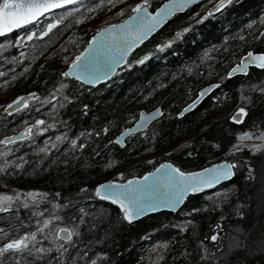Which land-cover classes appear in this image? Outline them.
<instances>
[{"label":"snow or ice","instance_id":"1","mask_svg":"<svg viewBox=\"0 0 264 264\" xmlns=\"http://www.w3.org/2000/svg\"><path fill=\"white\" fill-rule=\"evenodd\" d=\"M103 2L104 0H101V4L91 7L86 6L84 0H0V53L14 46L27 50L28 45L24 44V41H34V38L46 36L66 18L75 16L81 9L85 13L95 14V9L101 7ZM198 2L199 0H164L154 11H150L151 0H139L131 7V14L127 15L126 19L118 24H107L95 30V35L88 41L87 46L75 55L68 65V70L61 74L62 79L54 83L47 94L33 91L23 96L17 95L12 99L3 109V112L9 116L22 111L28 113L36 105L41 108L49 105V108L44 117L35 118L32 122L24 120L19 131H13L12 135L0 139V145L5 146L4 151H0V158H4L3 163H0V173L15 175L18 174L16 170H24L26 166L33 164L36 168L44 170L43 165L50 167L51 164L56 163L53 150L59 149L65 141L69 142V147L65 148L64 152L69 155L77 154V149H84L86 143L78 141L87 135L86 132H81L75 137H69L61 132L55 136V140L48 139L43 146L34 147L31 161L26 159L28 153L7 158L10 153H15L20 148L17 141L35 145L38 134L45 133L50 128H57L61 124L67 128V124L62 119L64 109L76 101L78 96L75 92L68 91L74 88L75 84H70L63 78L71 77L74 82H79L80 88H84L85 85H96L102 80H107L121 64L131 68L132 63L128 62V54L132 49L142 44L177 13L184 12ZM234 2L236 0H215L212 7L202 15L193 12L187 18L189 22L185 26L177 27L170 38H165L154 45L155 52L163 53L165 49L171 48L174 42L183 39L184 34L188 33L194 24L205 21L213 13H220ZM107 3L115 6L113 0H107ZM120 14H124V9H120ZM53 16L55 18L50 22L46 21L47 17ZM88 18L86 14L79 15L76 22L80 23ZM42 21H45L41 25L43 30H38L36 25L41 24ZM254 25L256 28H253ZM24 26H28L31 30L25 29ZM248 27L255 33L252 38H264V11L260 12L256 20H250ZM13 30L21 31L18 36L8 39L7 34L13 33ZM246 35L248 33H244L239 38L243 40ZM154 54L153 51H149L134 63L141 64ZM0 59L5 61L11 59L16 63L17 60L24 59V53L17 52L16 55L3 56ZM250 66L264 70V51L249 49L221 80L233 77L237 73L247 75ZM4 75V72H0V76ZM12 79L15 80L16 77L13 76ZM4 83L8 82L4 81ZM261 84H264V81ZM219 86L220 81L207 86L206 89H200L195 99L185 105L177 115H185L189 109L195 108L207 93ZM240 89L241 99L248 104L252 103L253 92L264 95V86L258 87L254 83H242ZM245 90L248 91V95L244 94ZM214 99L219 98L214 97ZM82 107L86 111L88 105L84 104ZM160 116L162 110L159 107L147 113L141 110L140 118L135 120L133 127L125 128L116 138L117 141L123 144V138L128 133L147 127L148 121ZM247 116L248 109L240 106L229 118L239 124ZM0 127L7 131L6 124H0ZM252 129L237 134L236 142L229 147V154L234 155L248 149L255 155L264 150V128L256 127L253 122ZM102 131L106 133L108 127H104ZM94 134L99 136L100 132ZM60 162L68 164L69 160L63 159ZM9 166H12L11 173L8 172ZM240 168H246V180L255 182L258 179L255 165L247 158L220 160L196 171H184L175 164L165 161L151 172H145L143 176H134L122 183L118 180H107L97 184L94 189H90L87 184L79 189L85 194V199H92L87 193L94 192L95 197L100 198V201H109L112 205H116L115 213L109 207H76L75 202L67 198L61 204L58 202L61 197L59 191L52 196L40 189H29L26 196L22 195L23 189L15 191L14 194L0 193V212L6 214L0 217V220L4 221L0 226V264H112L109 253L98 250L97 246L112 240L113 228L117 220L132 223L146 212L158 208L175 211L184 204L188 194L218 185L221 181L233 177ZM118 175L123 176V173ZM260 190V205L261 210L264 211V177L260 178ZM234 197L239 199L238 189L235 187L222 188L207 199L212 201L213 210L218 208L223 212L224 205L229 204ZM21 203L25 209L31 211V215L23 220L19 218V213L14 211ZM44 204L48 206L44 207ZM208 207L207 203L199 208L192 207L185 213L189 219L168 226L176 228L179 232H185L190 226L195 225V220L191 218L193 214ZM65 208L69 209L70 213L60 215L59 212ZM232 209V215L239 218L236 223L226 226L224 221L229 217L227 214L221 215L210 236L196 241L194 252L197 264H249L256 255L264 256V230L243 223L247 217L244 207L232 205ZM60 222H63V226ZM25 223L29 225V229L21 230ZM165 226L161 225V227ZM175 242V240H165L159 248L154 245L152 251L156 253V259L162 260L169 244ZM192 256L193 252L187 247L180 252V257L185 259L186 264H192Z\"/></svg>","mask_w":264,"mask_h":264},{"label":"trees","instance_id":"2","mask_svg":"<svg viewBox=\"0 0 264 264\" xmlns=\"http://www.w3.org/2000/svg\"><path fill=\"white\" fill-rule=\"evenodd\" d=\"M94 1L95 0H87L85 4L89 6ZM213 1L214 0H200L189 9L172 17L148 41L139 46L129 56L128 62L132 63V67L129 68L123 65L106 83L80 88L79 82H74L73 79L70 78H63L68 83L75 84V87L68 91L75 92L78 99L64 109L62 119L67 124V128L61 124L58 125L57 128L48 129L54 131V136L51 139L55 140V136L61 132H64L69 137H75L81 132H86L87 135L80 138L78 142L86 143V149L88 145H93L92 150L94 154L80 159H75L71 156L68 159L69 163L64 165L60 160L58 164H61V167L57 171L54 170V172L37 168L36 170L39 173V176L36 178L37 181L35 180L36 183L28 188H25V185L21 182L15 183L10 176L8 186L6 185L3 188L0 186V193L8 192L13 194L20 189L24 190L22 192L23 196L25 191L29 189H40L46 192L45 188L48 186L51 187L53 183L60 184L59 190L63 191L61 192L56 189L55 191H59L61 194L67 189L68 185H73L74 187L72 190L78 191L79 186L85 183L91 189L97 182L106 180L112 176V172L114 173L118 171V169L123 173V176H120L122 181L128 180L134 176H141L150 170V163L141 160L140 157H143L145 155L144 153H147V148L149 146L146 145L154 141L153 138H151L154 136L157 137L154 144L157 146H154L157 150L160 149L158 148L159 146L164 145L165 147L167 144H172L184 138H188L181 142L182 145L176 149L174 154L175 157L173 156L170 158V156H164L160 159V162L168 159L184 171L195 170L203 167L211 160L218 159L220 154L233 143L235 133L243 129L246 123H249L251 128L253 122H255L256 127L264 128V95L257 92L252 93V103L247 106L248 116L245 118L244 124L234 125L227 119L222 118L220 114H217L218 110L217 112H213V109L215 107L217 108L220 103L221 96L225 93H228V97H231L229 102L227 99L226 102H224L229 108L237 103L244 104L240 97V85L242 83H249L247 82L248 77L246 76H235L224 80H221L222 77L218 78L216 75L217 72H222V70L226 72L227 68L234 63V60L228 61L230 58L223 54H219L218 51H214L213 47L215 45L223 46L224 43H226V46L234 52L233 57H238L239 54L249 49L260 50L262 46H264V44L260 42H249L248 39L251 41L250 30L242 28L247 25L250 20V18L248 20L244 19V16L253 17L257 9H261L259 7L260 0H241L237 6L231 4L233 5L231 16L227 12V7L220 13L207 18V20L212 21V23L203 24L201 22L199 24H194L193 28L188 33L184 34L182 40L174 42L171 48L167 50L165 55L169 57V60L167 59V61H164L166 69H171L173 75L169 77L167 83H170L169 87L163 91L161 88V93H158L157 99L159 100L160 98L162 104L166 103L167 110L173 113V116L171 118H162L155 126L148 128L145 134H139L140 136L146 135L147 137L145 139L148 138L149 140L141 150H133V147L130 146L128 141H126L122 148L113 143H107V145L112 148H106V143H101V139L94 134L95 132H100L99 130L104 126L112 128L113 131L109 133V135L113 134L122 126L134 120L133 117H136V111L128 117V114L132 112H128L129 106L127 103L132 104V102L135 101L137 106H140L145 103V97L151 95H148V91L146 96H144L145 93L141 96L143 87L139 85L147 86L149 83L147 76L149 74L146 75L147 73L145 71L144 74L140 72L139 70L141 68L139 69V66L137 67V63H134V61L138 60L140 56L153 48L156 43H160L165 38H170L177 27L185 26L189 22L187 18L191 16L193 12L202 15L203 12L207 11ZM135 4V2L129 4L127 6L129 8L124 10L123 15L120 13L112 14L106 19L101 20L97 26L92 29L80 28V25L86 20L80 23L76 22L79 15L86 14L90 17L91 13H85L83 9L75 16L66 18L62 24L69 25L74 21L77 24L76 28L78 29V35L82 37L81 40L83 41L82 44L75 46L73 49L69 48L67 53H58V51L48 52L46 48L58 25L44 37L34 38V41H24V44L28 45L27 50L20 46H14L0 53V57L16 55L17 52L24 53V59L17 60L16 63H13L11 59L7 61L0 59V72L5 73L4 76H0V96L11 89L13 85L15 89L21 88V92L34 91L38 94H47V92L51 90L52 85L62 79L61 74L64 71L66 61L72 60L75 55L80 52L89 35L97 28L123 18L130 12V8ZM151 5L155 4L151 3ZM53 18L55 17H47L46 21L50 22ZM44 22L45 21H42L41 24L36 25L38 30H43L41 25ZM25 29L31 30L28 29V26L25 27ZM20 31L21 30H18L8 34V39H13L15 36H18ZM244 33H248V35L241 40L239 37ZM225 37L228 39L226 40ZM191 43H195V47L191 46ZM193 50L196 51L195 54H192ZM205 53H207V56H205ZM44 56L45 59H42ZM201 56L204 57L202 60H200ZM210 69H212L213 72L207 75ZM252 74L259 78L264 75V70L253 69ZM157 75H159L161 79L167 76V74ZM169 75L170 74H168V76ZM203 75H206V77H203ZM13 76L16 77L15 80L12 79ZM4 81L8 83L5 84ZM211 81H220V86L214 89L209 96L203 99V101L191 112L185 114L181 118H177L175 114L178 112L180 105L190 95H193L199 86ZM255 84H257L258 87L264 86L261 82ZM244 94L248 95V91L244 92ZM214 97H218L219 99H214ZM84 104L88 105L86 111L82 107ZM45 114L46 112L36 118H42ZM21 122V120H18L14 122L13 125L18 128L21 126ZM196 128L198 129L195 132L194 129ZM41 134H38L35 138L36 142L39 141V143H37L38 146H43L48 141V138L43 139V136H40ZM38 136L40 137L38 138ZM216 145H219V147H216ZM62 146L64 147L62 148L64 152V149L69 147V142L65 141ZM4 148V145H0V151H4ZM26 151L24 152L28 153L26 159L31 161L33 159V150L30 151L27 149ZM125 152L129 154L122 156ZM67 156L68 155L62 154L61 158L66 159ZM7 158L11 159L12 156H8ZM137 158L140 160H136ZM245 158L249 159L255 165L258 179L255 182H250L245 179L247 175L246 168L238 169L232 183L234 187L238 189L239 199L237 200V198L234 197L229 204H225L223 212L218 208L213 210L212 201L207 199V197L211 195L210 193L193 194L187 197L184 205L178 212L173 213L162 210L151 213L147 217L132 223L117 220L114 224L112 240L107 244L97 246L98 249L109 253L112 264H133L136 262L137 258H140L139 254L142 252V247L134 244L135 240L141 241L142 244H147L157 239L164 241L175 240V243L169 244V250L165 251L163 255L164 258L158 260V264H186L185 259L180 257V252L186 247L189 251L193 252L192 264H197L194 252L196 241L210 236L212 231L215 230L214 226L221 215L227 214L229 217L224 221L226 226L238 221L239 218L232 215V205L242 206L246 210L247 217L243 221L244 224L252 225L258 230H264V211L261 210L260 205V178L264 177V150L255 155L247 150L235 154V159L237 160H243ZM3 160L4 158H0V163H3ZM10 167L12 166H9V168ZM105 168H107V170H105ZM108 168H110V170ZM68 173H72V177H70ZM4 179L5 174L0 173V184L4 181L7 183ZM37 183L40 185H37ZM79 194L84 193L80 191L76 193V195ZM249 201L251 203H249ZM100 202L104 205H109V207L112 205L108 201ZM205 203H207L209 207L204 208L199 213L193 214L191 218L195 220V225L190 226L187 231L179 232L176 228L168 226L174 224V222L177 223L189 219L185 213L190 208H199ZM43 206L47 207L48 205L44 204ZM115 209L111 211L115 213ZM59 214L62 216L65 215L63 211H60ZM1 223L3 224L2 220ZM60 223L61 226H63V222ZM162 224L166 226L161 227ZM28 229L29 225L25 223L21 230ZM154 259H156V256L153 257V260ZM249 264H264V256L256 255L249 261Z\"/></svg>","mask_w":264,"mask_h":264},{"label":"bare ground","instance_id":"3","mask_svg":"<svg viewBox=\"0 0 264 264\" xmlns=\"http://www.w3.org/2000/svg\"><path fill=\"white\" fill-rule=\"evenodd\" d=\"M85 1V0H84ZM87 1V0H86ZM85 1V2H86ZM200 1V0H199ZM241 0H236V2H234L233 4L235 5V6H237L238 4H239V2H240ZM139 2V0H135V3H138ZM158 2V3H157ZM164 2V0H151V3L152 4H155V5H151L150 6V11H154L155 10V8L156 7H158L161 3H163ZM215 3V0L211 3V5L209 6V8H211L212 7V5ZM97 4H101V0H95L92 4H90L89 6H91V7H94L95 5H97ZM106 4H108L107 3V0H104V2H103V4L101 5V7H99V8H96L95 9V14H92L91 13V15H90V17L88 18V19H86V21H88V20H90V18L92 17V16H94V15H96V13H97V11L99 10V9H101L104 5H106ZM259 7L261 8L260 10H259V8L257 9V11L255 12V14L253 15V17H248V16H244L245 18L244 19H249L250 18V20H256L257 19V17L259 16V14H260V12L261 11H264V0H260L259 1ZM152 6H154V7H152ZM152 7V8H151ZM129 7H127V8H120V9H124V10H127ZM208 8V9H209ZM120 9H119V11H120ZM131 9V8H130ZM207 9V10H208ZM233 9V5H230V6H228V8H227V12L230 14V16L232 15V10ZM223 10V9H222ZM221 10V11H222ZM55 11H58V10H55ZM220 11V12H221ZM131 14V12H129V13H127L123 18H121L120 20H117V21H115V22H111V23H108V24H115V23H118V22H120V21H122V20H124L126 17H127V15H130ZM178 14V13H177ZM214 14H218V13H213V15ZM243 18V17H242ZM98 19H101V20H104L105 19V17H101V18H98ZM171 19V18H170ZM169 19V20H170ZM250 20H249V22H250ZM86 21H83V23H82V25H80L81 27V29H88L87 27H84L85 25H84V23L86 22ZM168 22V21H167ZM166 22V23H167ZM165 23V24H166ZM203 24H207V23H212V21H208L207 19L205 20V21H203L202 22ZM242 23V22H241ZM164 24V25H165ZM76 23L73 21V22H71L69 25H67V24H59L58 26H57V29L54 31V34H53V37L50 39V42H49V44L46 46V48H47V50H48V52H57L58 51V53H61V52H65V50H69V48H71V49H73L75 46H77V45H80V44H82L83 43V41L81 40V36L80 35H78V32H77V28H76ZM107 25V24H106ZM164 25H162L159 29H157V31H159ZM222 25V24H221ZM248 25H249V23L247 24V25H245V26H243L242 28L243 29H247V30H250L249 29V27H248ZM103 26H105V25H103ZM24 27H27V26H24ZM102 27V26H101ZM253 28H256V26L254 25L253 26ZM16 31H18V30H14L13 31V33L14 32H16ZM156 31V32H157ZM95 32V30L89 35V37L93 34ZM156 32H154L153 34H152V36L156 33ZM250 39H251V41L248 39V41L249 42H252V41H254V42H260L261 44H264V38H261V39H254V38H252L254 35H255V33L254 32H252L251 30H250ZM8 35V34H7ZM152 36H150L147 40H145L143 43H145L146 41H148ZM89 37H88V39H89ZM49 39V38H48ZM47 39V40H48ZM88 39H87V41L86 42H84L85 44H83L84 46L87 44V42H88ZM142 43V44H143ZM142 44H140V45H138L134 50H132L130 53H129V55H128V58H129V56L139 47V46H141ZM255 44V43H254ZM191 46H193V47H195V43H191L190 44ZM84 46H83V48H84ZM82 48V49H83ZM82 49L80 50V51H82ZM167 50L168 49H166L163 53H158V52H155V49H154V47L153 48H151L150 50H148L147 52H149V51H153L155 54L153 55V56H151V57H149V59L148 60H146V61H144L143 63H141V64H137V67L139 66V71L140 72H142L143 74H144V71L147 73L146 75H148L147 77H148V79H149V83L147 84V86L145 85V86H143V85H139V86H142L143 87V91H142V93H141V96L144 94V96H146V93L149 91V93H148V95H152V93H154V99L152 100V102L149 104V106H145V107H147V109H144L141 105L140 106H137V103H135V101H133L132 102V104H129V103H127L128 104V106H129V109H128V112H132L131 114H128V117H129V115H132L135 111H136V117H135V119L131 122V123H127V124H125L124 126H122L119 130H117V132H115V133H113V134H110L109 135V133H111L112 131H113V129L112 128H108V131L105 133V132H103L102 131V129L105 127H101V129L99 130L100 131V135L98 136L100 139H101V143H106V145H105V147L106 148H108V147H110V148H112L111 146H109V145H107V143H113V144H115V145H117L118 147H124V145H125V143H126V141H128V143H130V146L131 147H133L132 149L133 150H141L142 148H143V146L145 145V143H147V142H149V140H148V138L147 139H145L147 136L146 135H142V136H140L139 134H145L146 133V131H148L147 129L148 128H151V127H153V126H155V124L156 123H158L162 118H171L172 116H173V113H171L170 111H168L167 110V108H166V103H163L162 104V101L160 100V98H159V100L157 99V95H158V93H161V87H162V91L163 90H165V89H167L168 87H169V84H167L168 83V81H169V77L171 76V75H173V73H172V70L171 69H166V64H165V61L164 60H166L167 61V59L169 60V57L168 56H166L165 54L167 53ZM213 50L214 51H218V53L219 54H223V55H225V56H227L228 58H230L228 61H233L234 60V63L230 66V67H228L227 68V70H226V72L225 71H223L222 70V72H217V76H218V78H221V77H225L226 76V73L229 71V69L234 65V64H236V63H238L239 62V60H240V57H242L246 52H242L241 54H239L238 55V57H233L234 56V52L233 51H231L230 49H229V47L228 46H226V43H224V45L222 46V45H215L214 47H213ZM253 50V49H252ZM253 51H264V46H262V48L260 49V50H253ZM146 52V53H147ZM193 53L192 54H195L196 53V51L195 50H193L192 51ZM145 53V54H146ZM145 54H143V55H145ZM143 55L142 56H140L139 58H138V60L139 59H141L142 57H143ZM232 57V58H231ZM204 57L203 56H201V58H200V60H202ZM42 59H45V56H44V58H42ZM70 62H71V60H68V61H66V64H65V67H64V71H67V69H68V65L70 64ZM123 66V64H121L116 70H115V72H114V74L109 78V79H107L106 81H104L103 83H106L107 81H109L114 75H115V73H116V71L119 69V68H121ZM253 69H257V70H261V69H258L257 67H255V66H250V68H249V73L247 74V75H245V74H242V73H237V74H235L233 77H235V76H246V77H248V80H247V82H249V83H245V84H255V83H259V82H262V81H264V75H262V76H260L259 78H257V76H255L254 74H252V71H253ZM63 71V72H64ZM213 71H212V69H210V70H208V72H207V75H209L210 73H212ZM216 72V71H215ZM157 74H167V76H165V78L164 79H161L160 77H159V75H157ZM168 74H170L169 76H168ZM203 77H206V75H203ZM233 77H230V78H233ZM70 79H73V78H71V77H69ZM230 78H227V79H230ZM61 80V79H60ZM59 80V81H60ZM218 81H211V82H208V83H206V84H204V85H201V86H199L197 89H196V91H195V93L193 94V95H190L181 105H180V107H179V109H178V112L177 113H179L180 111H182V109L185 107V105H187L188 103H190V101L191 100H193V99H195V97H196V95L199 93V90L200 89H202L203 87H205V86H207V85H211V84H213V83H217ZM103 83H99V84H103ZM99 84H96V85H99ZM122 84V83H121ZM96 85H92V86H96ZM86 87L88 86V85H85ZM92 86H88V87H92ZM214 90V89H213ZM212 90V91H213ZM247 90H245V92H246ZM25 93H28V92H21V88H18V89H15L14 87H12L11 89H9L8 91H6L5 93H3L2 94V96H0V104H2V103H4L5 105H3V106H1L0 107V112H1V117H0V124H6L7 125V131H5V129L3 128V127H0V139H2L3 138V136H6V135H11L12 133H13V131H19L20 129H21V127H22V125L20 126V127H16L15 125H13V123L14 122H16V121H18V120H21V121H24V120H28L29 122H32V120L33 119H35L36 117H39V116H41L43 113H45V112H47V110H48V108H49V105H44L43 106V108H41L39 105H36V106H34L33 107V109L30 111V112H28V113H25V112H20V113H12L11 114V116H9L8 114H5L4 112H3V109H4V107H6V105L12 100V99H14L17 95H21V96H23ZM163 93V92H162ZM211 93V92H210ZM12 95H14V97L9 101V102H6ZM147 95V96H148ZM209 96V94L206 96V97H208ZM205 97V98H206ZM240 97H241V95H240ZM204 98V99H205ZM226 99H227V101L229 102L230 100H231V97H228V93H225L223 96H221V101H220V103L218 104V106H217V108L215 107L214 109H213V112H217V110H218V112H217V114H220V116H222V118H225V119H227L230 123H232V124H234V125H241V124H244V121L243 122H241V123H236L235 121H232L229 117L235 112V109L237 108V107H240V106H243V107H246L247 108V106H249L250 104H248L246 101H244V100H242V103H244V104H240V103H237L236 105H234V106H231L230 108H229V106L228 105H226V103H224V102H226ZM145 100V99H144ZM203 101V100H202ZM29 103H31V101L29 102ZM152 105V107L151 108H149L150 106ZM199 105V104H198ZM197 105V106H198ZM157 107H159L161 110H162V116H160V117H157V118H155V119H153L148 125H147V127L146 128H144V129H142V130H138V131H134V132H132V133H129L128 135H126V137L124 138V143L121 145L115 138H116V136L118 135V134H120L125 128H129L131 125H133V123L135 122V120L136 119H138V117H139V112L141 111V110H143V111H145V112H151V111H153V109H155V108H157ZM194 109V108H193ZM192 109V110H193ZM191 110V111H192ZM191 111H189V112H191ZM189 112H186L185 114H187V113H189ZM177 113L175 114V116L177 117V118H181V117H183V116H179V115H177ZM67 122V121H66ZM50 129H53V128H50ZM197 129L198 128H196V129H194V131L196 132L197 131ZM244 130H253L252 128H251V126L249 125V123H246L245 124V126H244V128L243 129H241V130H239V131H237L236 133H235V136H234V140H233V143H235L236 142V137H237V134L239 133V132H241V131H244ZM76 131V130H75ZM78 131V130H77ZM148 134V133H147ZM138 135V136H137ZM43 139L44 138H48V139H51L53 136H54V131H52V130H48L47 132H45V133H43V134H41L40 135ZM40 136H38V138L40 137ZM137 136V137H136ZM37 138V139H38ZM81 138H83V137H81ZM151 138H153V142H151V143H148L146 146H149L148 148H147V153H144L145 155L143 156V157H140V159L141 160H145V161H148L149 163H150V170L148 171V172H151L154 168H156V167H158L160 164H163L165 161H169L170 163H172V164H174L171 160H168V159H166V160H163V161H161L160 162V159L161 158H163L164 156H170V158L171 157H175V152H176V149L178 148V147H180L181 145H182V143L181 142H183V141H185L186 139H188V138H184V139H182V140H179V141H177V142H175V143H172V144H167V145H165V147H164V145L163 146H159L158 148H160L159 150H157L154 146H156V145H154L155 144V141L157 140V137H151ZM37 143H39V141H37L36 142V144L35 145H32V144H24V143H21V142H19V141H17V144H19L20 145V148L15 152V153H10L9 154V156H12V155H20L21 153H24L27 149H29L30 151H32L33 149H34V147H37L38 146V144ZM233 143H231L221 154H220V156H219V158L218 159H216V160H211V161H209V162H207L206 163V165H204L203 167H201V168H206V167H208L209 165H211V164H215V163H218L220 160H224V159H229V160H231V159H235V154L234 155H231V154H229V147L233 144ZM24 144V145H23ZM9 147H12V145H8ZM92 146L93 145H88V147H87V149H86V147L84 148V149H81V150H76V152H77V154H72V155H69L68 153H65V152H63V149L62 148H64L62 145H60V147H59V149H54L53 150V152L55 153V156H54V159L56 160V163H54V164H51V166L49 167L48 165H43L42 167L45 169V170H48V171H51V172H54V170H58V169H60V167H61V164H58L59 163V161L60 160H63L62 158H61V156H62V154H64V155H68L67 157H66V159H69L71 156H73L75 159H80V158H84V157H88V156H90V155H93L94 154V151L92 150ZM157 147V146H156ZM153 150V151H152ZM244 150H247V151H249L248 149H244ZM154 151H157V152H154ZM26 152H28V151H26ZM33 152V151H32ZM240 153V152H239ZM129 153L128 152H125L122 156H126V155H128ZM236 154H238V153H236ZM132 156V155H131ZM133 157L135 158V156L133 155ZM131 158V157H130ZM140 159H136V160H140ZM101 160H103V159H101ZM105 163V162H104ZM64 165V164H63ZM176 165V164H175ZM178 167V166H177ZM37 168L35 167V165L33 164V165H29V166H26L25 167V169L24 170H16V172L18 173V174H15V175H5V179L4 180H6L7 181V183L4 181V182H2V184H0V186H1V188H3V187H5L6 185L8 186V180L10 181V176H11V179L15 182V183H18V182H21V183H23L24 185H25V188H28V187H30V186H33L34 185V183H36L35 182V180L37 181V177L39 176V173L37 172V170H36ZM109 170H110V168H108ZM200 169V168H199ZM105 170H107V168H105ZM196 170H198V169H195V170H190V171H196ZM8 172L9 173H11L12 172V167H10L9 168V170H8ZM117 172L118 173H121V171H120V169H118V171H116V172H112L111 174H112V176H110L109 178H107L106 180H101L100 182H97V184H100V183H103V182H105V181H107V180H118V181H120L121 183L123 182L121 179H120V175H116L117 174ZM41 174V173H40ZM68 175L70 176V177H72V173H68ZM144 175V174H143ZM143 175H141V176H143ZM235 176V175H234ZM234 176L233 177H230V178H228V179H226V180H224V181H221L220 182V184H218V185H214L213 187H211L210 189H207V190H204V191H201V192H198V193H190L187 197H189V196H191V195H193V194H205V193H210L211 195L214 193V192H216V191H219L220 189H229V188H233L234 187V185H233V183H232V180H233V178H234ZM117 177V178H116ZM116 178V179H115ZM131 179V178H130ZM129 180V179H128ZM97 184H95V186L97 185ZM37 185H40L39 183H37ZM85 185V183L84 184H82L81 186H79V188L78 189H80L81 187H83ZM95 186L94 187H92L91 189H94L95 188ZM221 186H222V188H221ZM59 187H60V184L59 183H53L52 184V186L51 187H47V188H45L46 189V192H48L49 194H50V196H52V195H54V193L55 192H57V191H55V189L56 190H59ZM74 186L73 185H68L67 186V189L61 194L62 195V197H60L59 198V201L58 202H60L61 204H63V201H64V199L65 198H67V199H69V200H72V201H74L75 202V204H74V206H76V207H79V206H83V207H85V208H92V207H109V205H104L102 202H100V198H98V197H95V195H94V192H89V193H87V195L88 196H91L92 197V199H85V194H79V195H76V193H78L79 192V190L78 191H76V190H72V188H73ZM59 191H61V190H59ZM63 191V190H62ZM61 191V192H62ZM11 194V193H10ZM14 194V193H13ZM27 195V191H25V194H24V196H26ZM187 199V198H186ZM185 199V200H186ZM109 202V201H108ZM111 203V202H110ZM185 203V202H184ZM184 205V204H183ZM183 205H181L177 210H175V211H169V210H164V211H169V212H173V213H175V212H178L181 208H182V206ZM45 207V206H44ZM109 208H111V210H113V209H115V208H117V206L116 205H111V207H109ZM115 210H117V209H115ZM14 211H16V212H18L19 213V218L20 219H25L26 217H28V216H30L31 215V211H30V209H25L24 207H23V204L21 203L17 208H15L14 209ZM159 211H162V210H158V211H155V212H159ZM155 212H152V213H155ZM63 213L64 214H66V213H70V210L69 209H67V208H65L64 210H63ZM151 214V213H150ZM0 215H2V216H0V217H4L6 214L5 213H2V212H0ZM148 215H143V216H140V217H138L135 221H133V222H136V221H138V220H140V219H142V218H145V217H147ZM2 222L4 223V221L2 220ZM126 222V221H125ZM127 223V222H126ZM174 224H175V222H174ZM3 224L1 223V220H0V226H2ZM11 235V234H10ZM145 239H147V238H145ZM163 241L164 240H153V242H150V243H145V244H142L141 243V241H139V240H135V242H134V244L136 245V246H141L142 248H141V251L142 252H140V254H139V256H140V258L138 259L137 258V260H136V262H134L133 264H153V262L155 261V264H158L159 262H158V260L157 259H154L153 260V257L154 256H156V253L155 252H153L152 251V248H153V246L155 245V246H157V248H159V246H160V244H162L163 243ZM159 242V243H158ZM138 247V248H139ZM98 248V247H97ZM99 250V249H98ZM169 250V247L165 250V251H168ZM165 253V252H164ZM164 253H163V255H164Z\"/></svg>","mask_w":264,"mask_h":264},{"label":"rangeland","instance_id":"4","mask_svg":"<svg viewBox=\"0 0 264 264\" xmlns=\"http://www.w3.org/2000/svg\"><path fill=\"white\" fill-rule=\"evenodd\" d=\"M134 2H135V0H113V4L115 6H113L112 4L104 5L101 9H99L97 11L96 15L92 16L90 18V20H88V21H86L84 23V25H85L84 27H87V28L89 27L90 29H92L95 26H97V24L101 21V19H98V18L105 17V19H106L108 16H110L112 14H116V13L119 14L120 13V11H119L120 8H127V6L129 4L134 3ZM67 52H68V50H65V53H67ZM13 87H14V85H13ZM154 96H155L154 94L148 96L145 99V103H143L141 106L144 109H147V107H145V106H149V104L154 99ZM13 97H14V95H12L6 102H9ZM4 103H2L0 105L3 106V105H5ZM151 107H152V105L149 108H151ZM116 175L118 176V172H117Z\"/></svg>","mask_w":264,"mask_h":264},{"label":"water","instance_id":"5","mask_svg":"<svg viewBox=\"0 0 264 264\" xmlns=\"http://www.w3.org/2000/svg\"><path fill=\"white\" fill-rule=\"evenodd\" d=\"M161 4H162V3H161ZM159 6H160V5H159ZM159 6H158V7H159ZM125 19H126V18H125ZM120 22H121V21H120ZM120 22H118V23H120ZM118 23H115V24H118ZM13 31H14V30H13ZM93 35H95V32L89 37L88 41L91 39V37H92ZM87 44H88V42H87ZM87 44L84 46V48L87 46ZM84 48H83V49H84ZM83 49H82V51H83ZM134 49H135V48H134ZM134 49H132V50H134ZM128 55H129V54H128ZM243 56H244V55H243ZM67 70H68V69H67ZM114 72H115V71H114ZM114 72H113L112 74L109 75L108 79L114 74ZM104 81H106V80H102L100 83H103ZM91 86H92V85H91ZM207 86H209V85H207ZM207 86H205V87H203V88L206 89ZM199 92H200V90H199ZM198 94H199V93H198ZM208 94H210V92L207 93V95H208ZM207 95H206V96H207ZM206 96H205V97H206ZM205 97H204V98H205ZM204 98H203V99H204ZM203 99H202V100H203ZM202 100H201V101H202ZM18 103H19V102H18ZM184 108H185V107H184ZM184 108H183V109H184ZM183 109H182V110H183ZM192 109H193V108H192ZM192 109H189L187 112L191 111ZM140 112H141V111H140ZM140 112H139V117H138V119L140 118ZM144 112H145V111H144ZM146 113H147V112H146ZM156 118H157V117H156ZM154 119H155V118H154ZM152 120H153V119H152ZM152 120L148 121V124H149ZM134 124H135V122L133 123V125H134ZM133 125H131L130 127H133ZM130 127H129V128H130ZM144 128H146V127H144ZM144 128L136 129V130H134V131L142 130V129H144ZM134 131H133V132H134ZM131 133H132V132H131ZM128 134H129V133H128ZM128 134H127V135H128ZM11 135H12V134H11ZM119 135H120V134H118V135L116 136V138L119 137ZM125 137H126V136H125ZM125 137H124V138H125ZM116 138H115V139H116ZM124 138H123V139H124ZM116 140H117V139H116ZM121 145H122V144H121ZM213 186H214V185H213ZM213 186H212V187H213ZM210 188H211V187H210ZM210 188H208V189H210ZM204 190H207V189H203L202 191H204ZM188 195H189V194H188ZM178 208H179V207H178ZM178 208H177V209H178ZM177 209H176V210H177ZM158 210H169V211H173V210L166 209V208H158V209L155 210V211H158ZM155 211L146 212L145 215H149L150 213L155 212Z\"/></svg>","mask_w":264,"mask_h":264}]
</instances>
